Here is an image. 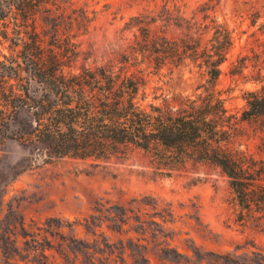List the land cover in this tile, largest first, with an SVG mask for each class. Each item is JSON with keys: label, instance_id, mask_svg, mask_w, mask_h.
<instances>
[{"label": "trees", "instance_id": "trees-1", "mask_svg": "<svg viewBox=\"0 0 264 264\" xmlns=\"http://www.w3.org/2000/svg\"><path fill=\"white\" fill-rule=\"evenodd\" d=\"M169 1L157 16L131 18L126 30L138 34L116 63L91 68L85 63L89 53L83 39L93 29L96 10L75 0H0V126L5 128L0 137L44 145L47 163L127 159L143 151L153 159L155 172L166 178L189 164L217 168L228 179L235 222L244 230L264 232V157L241 149L239 143L246 124L264 121V42L256 38L253 56L241 54L230 64V75L237 76L251 63L255 74L250 81L261 86L244 92L241 110H231L227 104L233 90H221L218 83L235 47V32L211 19L195 36L169 38L165 28L171 24L198 25L181 15L177 3L172 10ZM221 1L209 0L204 9ZM250 11V26L256 27L262 16L253 6ZM174 12L178 15L173 17ZM258 30L264 35V22ZM207 32L211 36L205 41ZM187 63L204 71L206 83L201 94L175 106L151 88L148 69ZM23 111L32 114L33 127L19 136L12 128ZM141 206L158 207L150 198L133 199L128 206L99 207L100 215L85 223L51 218L38 232L21 222L22 246L18 236L6 240L16 235L11 230L16 226L10 224L7 230L0 228L1 262L54 264L47 252L55 250L67 262L74 256L71 264H152V255L162 264H264L262 251L242 261L200 248L193 249V256L184 255ZM160 217L166 223L171 214ZM78 227L86 239L63 233Z\"/></svg>", "mask_w": 264, "mask_h": 264}, {"label": "rangeland", "instance_id": "rangeland-1", "mask_svg": "<svg viewBox=\"0 0 264 264\" xmlns=\"http://www.w3.org/2000/svg\"><path fill=\"white\" fill-rule=\"evenodd\" d=\"M75 1L87 4L98 14L93 29L83 39V49L89 53L85 63L91 68L116 63L138 34L136 29L126 30L131 18L145 13L157 16L167 3V0ZM207 2L170 0L168 5L172 10L177 3L181 15L198 25L187 28L184 24H171L165 32L169 38L195 36L201 33L198 27L210 24L211 19L226 23L235 32V47L223 66L218 87L233 90L227 105L239 111L245 106L244 92L257 91L261 86L250 81L255 74L251 63L243 75L237 76L230 75V64L241 54L253 56L252 48L258 49L256 38L264 42V35L258 30L264 22V0H252L249 5L243 0H222L218 4L213 2L209 10L204 9ZM250 6L262 16L256 27L250 26ZM176 15L174 12L173 17ZM210 36L207 32L203 38L206 41ZM260 52H264V47ZM148 73L151 88L158 89V94L166 95L175 106L201 94L207 78L203 70L189 63L159 71L150 68ZM19 119L20 123L12 130L20 136L32 129L33 116L23 111ZM0 129L5 130L3 126ZM245 131L246 136L239 142L241 149L264 157V121L246 124ZM46 156L44 145L26 146L19 140L0 137V228L7 230L10 224L16 226H11L16 235L11 238L7 235L9 242L18 236L22 246L21 222L27 230L38 232L51 218L85 223L91 216L100 215L99 207L128 206L133 199L150 198L158 207L141 206V212L155 217L170 235L171 245L184 255L193 256V249L200 248L203 252L230 255L242 261L252 259L253 252L264 253V232L244 230L235 222L233 194L227 177L217 168L189 164L166 178L155 172L153 159L143 151H135L127 159L111 160L64 158L47 163ZM163 212L171 214L166 223L160 217ZM63 233L87 238L82 227L76 232L65 228ZM107 235L111 233L108 231ZM47 254L54 264H71L74 260L71 256L69 262L65 261L55 250ZM151 260L152 264H162L156 256L152 255Z\"/></svg>", "mask_w": 264, "mask_h": 264}]
</instances>
